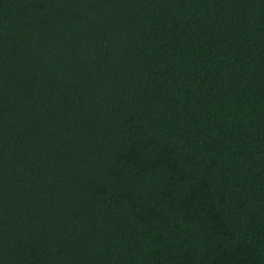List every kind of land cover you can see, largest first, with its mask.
I'll use <instances>...</instances> for the list:
<instances>
[{"label":"trees","instance_id":"1","mask_svg":"<svg viewBox=\"0 0 264 264\" xmlns=\"http://www.w3.org/2000/svg\"><path fill=\"white\" fill-rule=\"evenodd\" d=\"M0 264H264V0H0Z\"/></svg>","mask_w":264,"mask_h":264}]
</instances>
